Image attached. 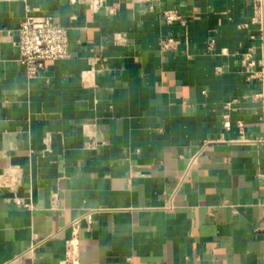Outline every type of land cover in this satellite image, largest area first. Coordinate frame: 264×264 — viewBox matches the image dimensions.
<instances>
[{
    "label": "crops",
    "instance_id": "1",
    "mask_svg": "<svg viewBox=\"0 0 264 264\" xmlns=\"http://www.w3.org/2000/svg\"><path fill=\"white\" fill-rule=\"evenodd\" d=\"M29 13L70 35L35 76ZM253 16L254 0H0V264H264Z\"/></svg>",
    "mask_w": 264,
    "mask_h": 264
},
{
    "label": "built area",
    "instance_id": "2",
    "mask_svg": "<svg viewBox=\"0 0 264 264\" xmlns=\"http://www.w3.org/2000/svg\"><path fill=\"white\" fill-rule=\"evenodd\" d=\"M164 16L169 23L187 24L188 16L176 9L165 10ZM252 23L259 25L264 32V0H254ZM211 43L213 44L214 40ZM161 44L164 50L172 48L170 40H163ZM16 45L30 76L37 75L48 60L64 59L71 54L69 30L52 15L29 13L18 28ZM251 57L252 52H249L248 59ZM251 64H254V61H251ZM257 74L264 81V67ZM64 264L81 263L77 255L68 253Z\"/></svg>",
    "mask_w": 264,
    "mask_h": 264
}]
</instances>
